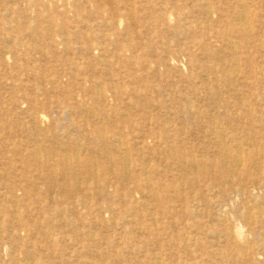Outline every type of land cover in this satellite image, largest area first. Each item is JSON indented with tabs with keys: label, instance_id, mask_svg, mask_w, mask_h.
<instances>
[{
	"label": "rangeland",
	"instance_id": "374dc122",
	"mask_svg": "<svg viewBox=\"0 0 264 264\" xmlns=\"http://www.w3.org/2000/svg\"><path fill=\"white\" fill-rule=\"evenodd\" d=\"M0 264H264V0H0Z\"/></svg>",
	"mask_w": 264,
	"mask_h": 264
},
{
	"label": "bare ground",
	"instance_id": "6f19581e",
	"mask_svg": "<svg viewBox=\"0 0 264 264\" xmlns=\"http://www.w3.org/2000/svg\"><path fill=\"white\" fill-rule=\"evenodd\" d=\"M240 21H241V23L243 25H245V19H243L242 16H240ZM95 49L100 50L99 47H96ZM98 89H99V87H96V90H98ZM98 100H99V98H98ZM34 116H37L36 113L34 114ZM214 133H216V139H217V142H218L217 144L219 145V151H218L219 155H218V158H217V164H218V166L221 167V170L223 172H225L226 175H228V177H230L231 175L235 174L237 168L239 169V171L244 170L246 168V164H245L246 158H245V156H246L247 152H249L250 150H253V151H255V153H257V150H256L257 149V144H255V143L246 144L245 143L247 149L245 150L244 158L243 159H239L240 158L239 156H241L243 154V152H242V149H241V146H240L241 144L239 143L240 141H239L238 137L236 135H233V134L229 133L228 134V139L226 140V139H224V136L220 132L214 131ZM231 149H233L232 150L233 151L232 154H231ZM35 155L40 156L41 155V151L37 150L35 152ZM67 161H68V158H66V157H63L61 159L62 163H67ZM191 163L193 164V162H191ZM239 192H240L239 190H233L232 191V193H234V194H236V193L238 194ZM254 198L256 199L257 197H254Z\"/></svg>",
	"mask_w": 264,
	"mask_h": 264
}]
</instances>
